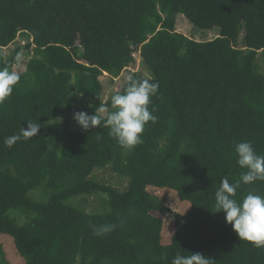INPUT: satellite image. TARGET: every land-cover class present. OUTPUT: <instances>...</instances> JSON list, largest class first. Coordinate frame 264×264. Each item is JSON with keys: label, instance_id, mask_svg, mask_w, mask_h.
Wrapping results in <instances>:
<instances>
[{"label": "trees", "instance_id": "obj_1", "mask_svg": "<svg viewBox=\"0 0 264 264\" xmlns=\"http://www.w3.org/2000/svg\"><path fill=\"white\" fill-rule=\"evenodd\" d=\"M179 14L219 33L189 37L176 30ZM18 36L24 43L4 55ZM137 49L151 76H128L159 83L149 105L157 119L128 150L108 128L84 131L73 117L110 105L100 77L120 76ZM18 53L29 59L0 104V236L12 237L23 264H171L178 252L264 264V248L240 240L215 208L221 181L246 171L235 145L264 155V0H0V69L14 70ZM27 121L40 124L38 136L7 148ZM105 167L125 189L93 177ZM159 189L189 204L166 242L173 209ZM249 191L264 195V181L241 184L235 198ZM99 194L102 212L67 202ZM106 224L117 227L93 234ZM0 264H9L1 242Z\"/></svg>", "mask_w": 264, "mask_h": 264}, {"label": "clouds", "instance_id": "obj_2", "mask_svg": "<svg viewBox=\"0 0 264 264\" xmlns=\"http://www.w3.org/2000/svg\"><path fill=\"white\" fill-rule=\"evenodd\" d=\"M22 57V53L16 55L17 65L22 62ZM19 80L17 71L10 70L9 67L0 69V104L12 95ZM158 89V82L129 75L123 92L110 97V105L102 104L94 114L76 112L73 118L84 131L103 125L109 129V136L122 148L132 150L143 143L145 125L149 121L154 123L157 119L149 110V105ZM40 129V124L27 121V127L21 128L19 134L6 137L4 145L12 148L21 139L28 140L38 136ZM235 154L237 164L246 171L242 172L238 181L230 183L227 177L221 181L219 189L215 191V208L217 212L225 213V222L232 226L240 240L248 241L256 248H264V195L249 191L241 200L235 198L241 184L251 185L256 181H264V155H258L250 142L237 143ZM116 227L115 224L101 225L93 229V234L102 237ZM212 261L199 252L187 256L178 252L171 264H212Z\"/></svg>", "mask_w": 264, "mask_h": 264}, {"label": "rangeland", "instance_id": "obj_3", "mask_svg": "<svg viewBox=\"0 0 264 264\" xmlns=\"http://www.w3.org/2000/svg\"><path fill=\"white\" fill-rule=\"evenodd\" d=\"M176 30L179 32L184 33L185 35L195 38V39H208L213 38L217 36L219 33V28L214 27L209 30L199 29L196 28L184 15L179 14L177 16L176 20ZM20 43H24V39L21 36H18L15 42L11 43L7 47H3L2 53L4 55H9L10 52L15 48L16 45H19ZM134 58L135 61L132 63L129 67H127L125 70L122 71L121 75L112 78L111 75L107 74L106 72L103 73V75L100 77V81L103 85V91H102V100L107 101L113 94L117 93L122 86L125 78L128 76L130 72H140L144 74L145 76H151L150 71L143 63L139 50H135ZM30 54H24L22 57V62L19 65H14L13 69L14 71L21 72L25 69V63L29 59ZM259 63H261V60L259 59ZM93 177L96 179L107 182L111 185H114L118 187L120 190H123L127 186V179H124L121 176H118L115 174L110 167H105L101 169H96L93 173ZM157 193L161 195L166 203L173 209V213L166 214L164 219V227L162 231L163 239L164 241H168L169 236L171 235L173 231V220H174V213L180 212L185 213L188 208L189 204L187 202L180 201L177 198L176 193L173 190L170 189H159L157 190ZM36 198H41V194L38 190H35L32 193ZM101 196L97 195H91L87 198H82V196H72L70 197L67 202L72 204V202L76 199L74 202L76 204H79L78 206L80 208H85L86 210L90 212H102L106 209V195L99 194ZM105 197V202L103 203V197ZM0 242L3 245V248L6 253V258L9 261V264H23V258L17 253L16 248L14 246V242L11 236L4 234L0 236Z\"/></svg>", "mask_w": 264, "mask_h": 264}]
</instances>
